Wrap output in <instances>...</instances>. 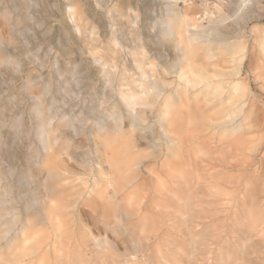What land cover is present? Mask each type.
I'll return each instance as SVG.
<instances>
[{"label":"rangeland","instance_id":"1","mask_svg":"<svg viewBox=\"0 0 264 264\" xmlns=\"http://www.w3.org/2000/svg\"><path fill=\"white\" fill-rule=\"evenodd\" d=\"M0 212V264H264V0H0Z\"/></svg>","mask_w":264,"mask_h":264},{"label":"bare ground","instance_id":"2","mask_svg":"<svg viewBox=\"0 0 264 264\" xmlns=\"http://www.w3.org/2000/svg\"><path fill=\"white\" fill-rule=\"evenodd\" d=\"M161 23H162V27H163V29L161 30L163 33H165L164 35L165 36H171V34H172V25H170L168 22H165V20H161ZM144 30V29H143ZM114 34V33H113ZM164 36V37H165ZM178 37H179V35H178ZM177 39V38H176ZM179 39H181V38H179ZM192 39H195V38H192ZM228 40V39H227ZM181 41V40H180ZM177 42V41H176ZM224 45H227L229 48H231V47H234V42L232 41V42H225L224 43ZM177 52V51H176ZM241 52H242V56H244L245 54H246V43L244 42V44H243V46H242V48H241ZM169 60V59H168ZM147 64V63H146ZM178 69V68H177ZM177 71V70H176ZM164 73V72H163ZM180 73V72H179ZM181 75V74H180ZM178 76V75H177ZM152 79V78H151ZM148 80V79H147ZM149 81V80H148ZM136 83V82H135ZM137 84V83H136ZM147 84V83H146ZM143 85H145L144 84V81H143ZM185 85V84H184ZM145 86H147V90L148 91H151L153 88H154V86H155V84L154 83H150V84H148V85H145ZM144 86V87H145ZM180 87V86H179ZM155 88L156 89H158V92L160 91L159 89H160V87H156L155 86ZM215 88V87H214ZM232 88H234V87H232ZM244 88V87H243ZM145 89V88H144ZM179 89V88H178ZM238 89V88H237ZM215 90H217V89H215ZM235 90H236V87H235ZM240 90V89H239ZM147 91V92H148ZM155 91H157V90H155ZM187 91H189L188 89H187ZM232 91H233V89H232ZM175 92H179V91H175ZM237 92H240V91H238L237 90ZM180 93V92H179ZM187 93V92H186ZM235 93V92H234ZM241 93H243V92H241ZM240 93V95H242ZM149 94V93H148ZM177 94V93H176ZM188 94V93H187ZM190 94V93H189ZM189 94L186 96V98L187 97H189ZM204 94V93H203ZM195 95V94H194ZM244 95V94H243ZM131 96V95H130ZM132 96H133V94H132ZM173 96V95H172ZM172 96H171V98H172ZM178 96H179V94H178ZM177 95L175 96L176 97V99H177V97H178ZM190 96H192V95H190ZM245 96V95H244ZM174 97V96H173ZM195 97V96H194ZM240 97V96H239ZM178 98H180V97H178ZM224 99V98H223ZM223 99H221V102L223 101ZM235 99H237V98H235ZM240 99V98H239ZM145 101V100H144ZM169 101V100H168ZM237 101V100H236ZM239 101V100H238ZM174 102H175V100H174ZM158 103V102H157ZM168 103V102H167ZM223 103V102H222ZM241 103V101L239 102V104ZM244 103H246V101L244 102ZM243 103V104H244ZM156 104V103H155ZM166 104V103H165ZM242 104V105H243ZM172 105H173V102H172ZM171 105V106H172ZM242 105L240 106V108L242 107ZM245 105V104H244ZM168 106H169V104H168ZM144 107V106H143ZM169 108H170V106H169ZM175 108H176V106H175ZM156 109V108H155ZM170 110V109H169ZM171 110H172V108H171ZM167 111V110H166ZM118 115H119V113H118ZM121 117V116H120ZM102 118V117H101ZM156 118V117H155ZM116 119V118H115ZM111 125V124H110ZM112 126H113V124H112ZM164 126V125H163ZM115 127V126H114ZM175 127V126H174ZM87 130V129H86ZM166 130V129H165ZM194 136V135H193ZM193 137H191V136H189V135H185V136H183L182 138H181V144H182V147H184V148H187L188 146H190L189 145V141L192 139ZM148 141V140H147ZM174 143V142H173ZM151 145V144H150ZM153 149V148H152ZM233 150H234V148H233ZM86 163V162H85ZM97 174L100 176V177H103V176H105L106 174H105V172L100 168V167H98V169H97ZM94 174V173H93ZM88 177V176H87ZM147 178V177H146ZM153 184V183H152ZM44 190V189H43ZM45 192V191H44ZM42 207H43V204H42ZM12 209H10V211H11ZM3 212V211H2ZM2 212H0V213H2ZM26 213V212H25ZM24 213V214H25ZM6 214H7V212H6ZM15 214V213H14ZM12 215V214H11ZM2 217H3V215H2ZM22 217V216H21ZM26 219V218H25ZM43 220V219H42ZM164 220V219H163ZM21 221V220H20ZM22 222H23V220H22ZM21 222V223H22ZM10 223V222H9ZM6 224H8V223H6ZM11 225H12V223H10ZM9 224V225H10ZM24 224H26V223H24ZM18 225V224H17ZM22 225H23V223H22ZM24 226V225H23ZM17 228V227H16ZM22 228H24V227H22ZM19 229H20V227H19ZM18 229V230H19ZM25 229V228H24ZM21 230H23V229H21ZM21 230H19L20 231V233H21ZM5 234H6V232H5ZM3 235V234H2ZM1 235V236H2ZM20 235V234H19ZM0 236V237H1ZM16 238V237H15ZM8 240V239H7ZM11 241V240H10ZM52 241V240H51ZM5 242V241H4ZM22 242H24V241H22ZM8 243V242H7ZM10 244V243H9ZM48 244V243H47ZM49 245H50V242H49ZM149 246V245H148ZM10 247V246H9ZM2 250V249H1ZM7 250V249H6ZM5 251V250H4ZM39 253V252H38ZM37 256V255H36ZM33 257V256H32ZM14 259H16V258H14ZM144 260V259H143ZM150 261V260H149Z\"/></svg>","mask_w":264,"mask_h":264}]
</instances>
